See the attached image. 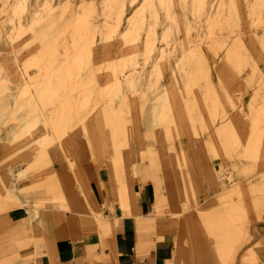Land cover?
Returning <instances> with one entry per match:
<instances>
[{
	"label": "rangeland",
	"instance_id": "374dc122",
	"mask_svg": "<svg viewBox=\"0 0 264 264\" xmlns=\"http://www.w3.org/2000/svg\"><path fill=\"white\" fill-rule=\"evenodd\" d=\"M106 168L138 229L133 178L153 186L147 223L176 262L264 264V0H0V174L20 181L0 218L31 223L0 219V264L42 247L43 207L114 240L89 183Z\"/></svg>",
	"mask_w": 264,
	"mask_h": 264
},
{
	"label": "crops",
	"instance_id": "0c3cea01",
	"mask_svg": "<svg viewBox=\"0 0 264 264\" xmlns=\"http://www.w3.org/2000/svg\"><path fill=\"white\" fill-rule=\"evenodd\" d=\"M84 153L86 157H92L88 150H85ZM58 159H61L60 156H56L55 170L59 168L60 162L58 163ZM105 170L94 181L89 183L96 198L92 197V200L97 201L99 205L107 206L108 210L103 212L102 215L107 219L108 225L114 227L116 231L115 239L107 241V238H105L111 231L101 240V232L98 229L76 227L72 223V219H76L78 216L70 211L60 212L56 216H52L49 209L43 207L40 210L42 213L40 218L46 221L47 230L39 227L35 222L36 230L42 232V236L36 237L42 240V247L37 249L34 243L28 244L26 248L18 252L19 256H14L12 264H185L187 258L186 248L182 253L180 262L175 261L177 245L174 235L167 233L157 237L147 223L155 217L147 215L156 212L153 186L151 185L146 189L145 195L144 193L141 194L137 189V181L133 178L134 205L139 215V220L143 222L141 228L138 229L136 219L133 216H121L119 214V202L116 192L113 191L115 188L111 186L110 172L108 168ZM3 177L7 181L9 180L8 183L10 184L11 178L8 174L6 176L3 175ZM101 178L108 184L106 192L103 187H98V180ZM9 184L6 186H9ZM59 186L61 190L64 189L63 193L77 191L76 185L71 181L70 183L64 181ZM65 205H67V202H65ZM25 209L33 219L32 209L26 207ZM1 220L5 221V223L24 221L25 225L26 221L28 222L26 215L21 209L20 211H13L7 214ZM88 220H91V217H88ZM28 223L31 224L30 222ZM24 224H21V226L15 224L17 228L13 231L5 232L6 237L25 233L27 238L29 233L26 232L27 229ZM106 246H108V249H104ZM193 256L195 264H198L197 252L196 256L194 253Z\"/></svg>",
	"mask_w": 264,
	"mask_h": 264
},
{
	"label": "bare ground",
	"instance_id": "6f19581e",
	"mask_svg": "<svg viewBox=\"0 0 264 264\" xmlns=\"http://www.w3.org/2000/svg\"><path fill=\"white\" fill-rule=\"evenodd\" d=\"M79 51V50H78ZM88 54H89V52H87ZM82 54V53H81ZM89 57V56H88ZM71 58V57H70ZM77 58V57H76ZM80 59V58H79ZM77 60V59H76ZM72 63V62H71ZM78 64H79V62H78ZM16 65H17V63H16ZM83 65V64H82ZM65 66H67L66 64H65ZM80 66V65H79ZM60 67V66H59ZM64 67V66H63ZM78 67V66H77ZM65 68V67H64ZM80 68H81V66H80ZM82 70V69H81ZM52 71V70H51ZM55 71V70H54ZM54 71H52V72H54ZM79 71V70H78ZM63 72V71H62ZM80 73V72H79ZM54 74V73H53ZM62 73L60 72V75H61ZM78 75V74H77ZM80 76V75H79ZM83 76V75H82ZM64 77V76H63ZM63 77H62V79H63ZM66 77V76H65ZM64 77V78H65ZM57 78V77H56ZM81 78V77H80ZM47 79V78H46ZM76 79V78H75ZM78 79V78H77ZM76 79V80H77ZM45 80V79H44ZM55 80V79H54ZM66 80V79H65ZM43 81V80H42ZM52 82V81H51ZM41 83V82H40ZM46 83V82H45ZM48 83V82H47ZM45 84V85H48V84ZM50 83V82H49ZM95 83V82H94ZM77 84V83H76ZM43 85V84H42ZM44 85V86H45ZM58 85V84H57ZM28 86V85H27ZM66 86V85H65ZM94 86H95V84H94ZM35 87V86H34ZM51 87V86H50ZM57 88V87H56ZM30 89V88H29ZM50 89V88H49ZM65 89V88H64ZM35 91V90H34ZM46 91V90H45ZM36 92V91H35ZM116 92V91H115ZM56 93H57V90H56ZM53 95H54V93H53ZM52 94H50V96H53ZM21 96H22V94H21ZM32 96H33V93H32ZM31 96V97H32ZM49 96V95H48ZM73 96V95H72ZM23 97V96H22ZM38 97H40V95L38 96ZM37 97V98H38ZM45 97V96H44ZM43 97V95H42V98H44ZM33 98V97H32ZM51 98V97H50ZM57 98V97H56ZM68 98H70V96L68 97ZM94 98V97H93ZM49 99V98H48ZM38 100V99H37ZM36 100V101H37ZM41 100V99H40ZM45 100V99H44ZM73 100V99H72ZM42 101V100H41ZM56 101V100H55ZM54 101V102H55ZM71 101V100H70ZM74 102V101H73ZM41 102H39V104H40ZM58 103V102H57ZM35 104H38V103H35ZM43 104H44V102H43ZM54 104V103H53ZM50 106V105H49ZM48 105H47V107L46 108H48L49 107ZM59 106V105H58ZM57 111H58V109H57ZM54 113V112H53ZM101 117V116H100ZM23 129V128H22ZM28 129H29V127H28ZM24 130V129H23ZM25 130H26V128H25ZM42 131V130H41ZM41 131H40V133H41ZM33 134H34V132L33 131H29V133H28V135L27 136H23V138L22 139H24V140H26V139H29L30 137H32L33 136ZM24 140H22V141H19L18 140V142H15L16 144H19L21 147H25L26 145H27V143H25L24 142ZM41 144V142H39V141H34V145L32 146L33 148H37L39 145ZM21 163H22V161H17L16 162V164H17V167L19 166V165H21ZM7 172H10L11 173V169L10 168H6L5 169ZM3 172H5V171H3ZM18 172H20V170L19 169H17V172L16 173H18ZM7 179L6 178H4L1 174H0V186L1 187H3V188H5L6 190H9L10 192H13L14 191V189H15V185H16V183L19 181L18 179H17V175L15 174V173H13L12 175H11V180H10V184H9V186H6L5 185V181H6ZM20 182V181H19ZM21 205H22V207L23 208H25L26 207V202L25 201H23L22 203H21ZM29 212L31 213V211L29 210Z\"/></svg>",
	"mask_w": 264,
	"mask_h": 264
}]
</instances>
